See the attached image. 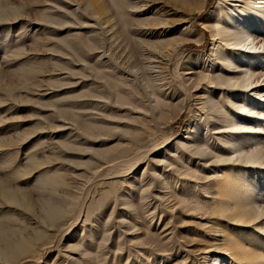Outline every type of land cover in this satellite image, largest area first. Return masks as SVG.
<instances>
[{"label": "rangeland", "instance_id": "obj_1", "mask_svg": "<svg viewBox=\"0 0 264 264\" xmlns=\"http://www.w3.org/2000/svg\"><path fill=\"white\" fill-rule=\"evenodd\" d=\"M213 258L264 264V0H0V264Z\"/></svg>", "mask_w": 264, "mask_h": 264}, {"label": "bare ground", "instance_id": "obj_2", "mask_svg": "<svg viewBox=\"0 0 264 264\" xmlns=\"http://www.w3.org/2000/svg\"><path fill=\"white\" fill-rule=\"evenodd\" d=\"M253 37V36H252ZM241 45L238 44V46H241V47H246L247 43H245V40H242L239 42ZM254 46V45H253ZM238 67V66H237ZM231 80V79H230ZM235 80H233L234 82ZM228 83V82H227ZM226 83V84H227ZM234 84V83H233ZM242 106V105H241ZM222 262V261H221ZM210 264H220L219 263V260L217 258H213L210 262Z\"/></svg>", "mask_w": 264, "mask_h": 264}]
</instances>
